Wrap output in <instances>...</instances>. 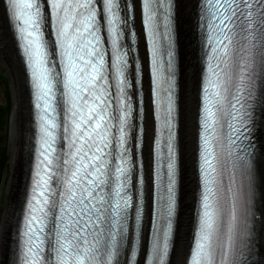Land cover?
<instances>
[{
	"label": "snow or ice",
	"instance_id": "snow-or-ice-1",
	"mask_svg": "<svg viewBox=\"0 0 264 264\" xmlns=\"http://www.w3.org/2000/svg\"><path fill=\"white\" fill-rule=\"evenodd\" d=\"M3 3L24 57L35 116L18 264H136L142 249L146 264H169L179 181L173 0H139L150 80L147 234L144 72L138 58L130 63L136 49L125 44L129 34L135 42L134 29L129 33L134 4ZM198 9L204 64L199 206L184 264H249L250 137L258 89L264 103V0H198Z\"/></svg>",
	"mask_w": 264,
	"mask_h": 264
},
{
	"label": "bare ground",
	"instance_id": "bare-ground-1",
	"mask_svg": "<svg viewBox=\"0 0 264 264\" xmlns=\"http://www.w3.org/2000/svg\"><path fill=\"white\" fill-rule=\"evenodd\" d=\"M194 0H176L178 36L180 39V121L181 136L180 146L182 148V200L180 215L178 216L176 234L174 238V251L171 253L169 264H183L187 250V238L191 225V212L193 194L195 191L194 164V131L196 91L199 70L192 62V48L190 44V27L192 20L191 12L194 9ZM0 67L5 70L12 89V112L10 127V143L12 147L11 163L12 172L7 185V196L5 209L0 218V264H8L9 240L11 230V219L16 211L20 196V184L22 179V148L24 136L22 135L26 122V92L19 71L14 51L12 48L10 33L4 17V11L0 0ZM193 84V91L191 86ZM264 113V103L261 114ZM146 130L151 137V121L146 118ZM258 129L264 139V121L260 120ZM261 139L257 155V175L260 190V210L264 219V140ZM147 141L146 149L149 147ZM189 164V165H188ZM189 174V175H188ZM192 188V195L191 189ZM189 203V204H188ZM191 206V208H190ZM186 238V239H185ZM256 264H264V220L258 243V259Z\"/></svg>",
	"mask_w": 264,
	"mask_h": 264
},
{
	"label": "rangeland",
	"instance_id": "rangeland-1",
	"mask_svg": "<svg viewBox=\"0 0 264 264\" xmlns=\"http://www.w3.org/2000/svg\"><path fill=\"white\" fill-rule=\"evenodd\" d=\"M189 34H190V44L192 48V62L191 63L194 64V54H193L194 48H193V42H192L191 27H190ZM178 40H179V48H180V39ZM191 91H193V84L191 86ZM0 105L3 108V111L1 112V115H2L1 119L5 122V126H2L0 128V152L2 151L0 153V157L4 156L2 160L3 165L0 166V218H1V216L3 215L4 209H5V201H6V196H7V185L10 180L11 172H12V163H11L12 147L10 143L12 89H11V85H10L7 73L1 67H0ZM7 109H9L10 114H9V111H7ZM262 120L264 121V114H262ZM179 135H181V121H180ZM180 154L182 158V148L181 147H180ZM181 174H182V159H181ZM189 187L190 189H192L191 186ZM181 200H182V194H181V187H180V204H181ZM263 220H264L263 215L261 213V225H260V231H259V238H260L261 226H262ZM186 238L188 239L187 236Z\"/></svg>",
	"mask_w": 264,
	"mask_h": 264
},
{
	"label": "trees",
	"instance_id": "trees-1",
	"mask_svg": "<svg viewBox=\"0 0 264 264\" xmlns=\"http://www.w3.org/2000/svg\"><path fill=\"white\" fill-rule=\"evenodd\" d=\"M0 111H1V109H0Z\"/></svg>",
	"mask_w": 264,
	"mask_h": 264
}]
</instances>
